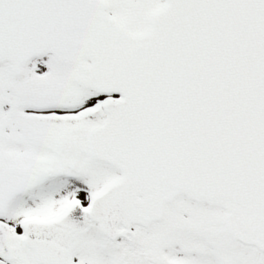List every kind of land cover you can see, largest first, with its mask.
<instances>
[{
    "label": "snow or ice",
    "instance_id": "6c2138e0",
    "mask_svg": "<svg viewBox=\"0 0 264 264\" xmlns=\"http://www.w3.org/2000/svg\"><path fill=\"white\" fill-rule=\"evenodd\" d=\"M0 264H264V0H0Z\"/></svg>",
    "mask_w": 264,
    "mask_h": 264
}]
</instances>
